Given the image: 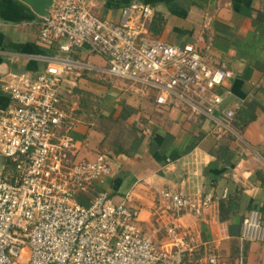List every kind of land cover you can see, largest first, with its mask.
Returning <instances> with one entry per match:
<instances>
[{"label":"crops","instance_id":"obj_1","mask_svg":"<svg viewBox=\"0 0 264 264\" xmlns=\"http://www.w3.org/2000/svg\"><path fill=\"white\" fill-rule=\"evenodd\" d=\"M133 1L151 9L150 38L193 46L210 65L232 72L224 83L229 93L219 106L235 112L228 128H217L208 116L188 118L187 106L172 98L158 107L155 90L98 71L106 60L86 46L66 53L59 49L61 41L43 45L39 17L21 0H0V78L21 71L33 75L61 58L94 68L71 75L74 85L62 93L79 157L92 159L100 152L110 157L111 174L100 177L89 193L105 191L115 200L128 196L139 209L141 230L167 249L165 226L176 223L197 241L190 257L213 251L224 264H236L240 254L244 264H264V237L242 236V220L251 210L259 213L264 230V0H86L93 14L113 22ZM155 17L161 22L153 32ZM91 71L127 84L119 94L89 78ZM87 95L98 99L91 110L97 118L83 111ZM9 103L0 86V113ZM249 115L243 126L237 125ZM115 120L119 125L110 131ZM166 188L210 193L212 204L198 215L172 213L160 195ZM233 195L238 197L236 213L220 219V200Z\"/></svg>","mask_w":264,"mask_h":264},{"label":"built area","instance_id":"obj_2","mask_svg":"<svg viewBox=\"0 0 264 264\" xmlns=\"http://www.w3.org/2000/svg\"><path fill=\"white\" fill-rule=\"evenodd\" d=\"M150 15L149 6L133 1L113 22L93 14L86 0H54L48 17L39 18L38 40L45 46L61 41L66 53L86 46L106 60L98 71L155 90L158 107L172 98L187 106L188 118L204 115L228 128L235 112L219 106L232 72L210 65L193 46L150 38ZM82 69L94 68L61 58L33 75L0 78L10 100L0 113V264H224L213 251L190 257L197 241L176 223L165 226L171 249L160 246L141 230L128 196L115 200L102 191L88 205L77 201L112 172L106 153L79 157L62 105L65 86L74 85L70 76ZM160 195L175 214L198 215L212 204L211 194L200 191L166 188ZM259 220L249 211L242 236L263 238ZM236 264H244L241 254Z\"/></svg>","mask_w":264,"mask_h":264},{"label":"trees","instance_id":"obj_3","mask_svg":"<svg viewBox=\"0 0 264 264\" xmlns=\"http://www.w3.org/2000/svg\"><path fill=\"white\" fill-rule=\"evenodd\" d=\"M161 22V19L158 18V17H155L151 23H150V29L153 30V32H156L157 31V25L160 24ZM86 99V98H85ZM87 100V99H86ZM88 101V100H87ZM87 103H83V111L84 110H88V106L86 105ZM85 113L87 114H91V112H86ZM240 113V112H239ZM98 117V116H97ZM250 118V115L246 117L245 120H241V125L239 123H237V125L239 126H243L247 121L248 119ZM114 125L113 126H110V131H111V128H116L117 125H119V122L118 121H114L113 122ZM101 128L105 127V126H100ZM113 133V132H112ZM131 135V134H130ZM113 147H115L114 145L117 146V151H120V147L118 146L117 142L116 141H113ZM116 148V147H115ZM76 199L79 203L83 204V205H88L90 203V199H91V196H90V193H85V194H78L76 196ZM238 199L237 196H231V197H228L227 200H220L219 202V206H218V210H219V218L220 219H227L229 217L230 214H234L236 213L237 209H238V204L236 202V200Z\"/></svg>","mask_w":264,"mask_h":264},{"label":"rangeland","instance_id":"obj_4","mask_svg":"<svg viewBox=\"0 0 264 264\" xmlns=\"http://www.w3.org/2000/svg\"><path fill=\"white\" fill-rule=\"evenodd\" d=\"M88 75L90 76L89 78H92L93 80L98 81L101 85H104L106 87L108 86V89H111L112 91L118 92L119 94L122 92L125 85L127 84V82H124V81L119 80V79L114 78V77L103 75L101 73H98L97 71H91V72H89ZM83 98H87V100H88V101L86 100L85 102H87L86 105L88 106V110L86 112L89 113V112H91V110H93V108H94L93 105L98 104V99H96V97L90 96V95H87ZM90 115H89L90 118H97V114L93 113L91 116ZM112 132H114V131H112ZM90 196L92 197L91 193H90Z\"/></svg>","mask_w":264,"mask_h":264},{"label":"water","instance_id":"obj_5","mask_svg":"<svg viewBox=\"0 0 264 264\" xmlns=\"http://www.w3.org/2000/svg\"><path fill=\"white\" fill-rule=\"evenodd\" d=\"M39 17L47 18L54 0H21Z\"/></svg>","mask_w":264,"mask_h":264}]
</instances>
